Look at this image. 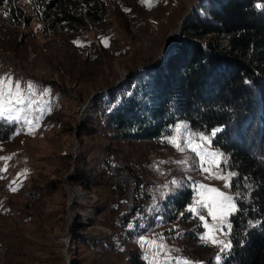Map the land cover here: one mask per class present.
<instances>
[{
  "label": "rangeland",
  "instance_id": "374dc122",
  "mask_svg": "<svg viewBox=\"0 0 264 264\" xmlns=\"http://www.w3.org/2000/svg\"><path fill=\"white\" fill-rule=\"evenodd\" d=\"M104 1L107 16L78 29L39 19L29 0L4 1L0 7V79L19 83L25 103L18 107L32 121L29 126L23 118L0 119L9 126L7 138L0 139V264H72L73 259L81 264H149L159 249L150 246L146 253L142 238L162 243L175 260L219 264L227 250L220 249L229 244L230 211L222 221L214 220L209 210L218 218L222 213L213 207L215 194L208 189L235 205L227 153L204 142L203 150L217 158L207 160L208 171H203L194 152L177 151L166 140L178 124L184 129L181 143L193 134L210 140L216 127L204 130L180 118L155 137L127 139L106 126L101 110L107 92L121 87L131 70L148 68L170 50L181 34L180 26L164 52L178 19L190 6L186 16L199 11L201 0H153L150 6L141 0ZM11 4L30 16L27 24L7 15ZM114 160L134 179L133 197L119 195L111 182ZM70 166L68 174L83 171L81 183L63 177ZM66 184L83 197L67 205ZM184 186L191 188L189 200L178 215L167 218L164 198ZM133 201L138 205L125 216L122 211L130 210ZM77 216L84 222L79 224ZM206 231L221 244L205 243L201 236ZM159 264H165L164 252Z\"/></svg>",
  "mask_w": 264,
  "mask_h": 264
},
{
  "label": "trees",
  "instance_id": "16d2710c",
  "mask_svg": "<svg viewBox=\"0 0 264 264\" xmlns=\"http://www.w3.org/2000/svg\"><path fill=\"white\" fill-rule=\"evenodd\" d=\"M4 1L10 0H0V7ZM29 1L36 17L70 29L108 13L104 0ZM197 7L162 58L107 92L104 123L127 139L155 137L180 118L204 130L220 129L210 142L227 153L233 169L235 210L228 214L231 247L219 264H264V0H201ZM7 15L16 23L30 19L13 4ZM8 129L0 121V139L7 138ZM83 176L75 170L67 180L81 183ZM190 196L189 186L168 193L163 213L178 215ZM137 205L133 201L130 210L121 211L127 216ZM72 264L81 263L73 259Z\"/></svg>",
  "mask_w": 264,
  "mask_h": 264
},
{
  "label": "snow or ice",
  "instance_id": "6c2138e0",
  "mask_svg": "<svg viewBox=\"0 0 264 264\" xmlns=\"http://www.w3.org/2000/svg\"><path fill=\"white\" fill-rule=\"evenodd\" d=\"M141 2L145 6H150L153 3V0H141ZM257 7H261V5H257ZM29 89H31V85L28 86ZM25 103V100L21 94V89L19 86V83H17L15 86H13L11 80L4 81L0 79V119L6 120L8 122H19L23 118V122L27 125H31L32 121L27 118V116L22 117V113L24 112V109L19 108V105H23ZM29 102V106H30ZM184 131L183 127L181 125H176L174 129V135L172 137L166 138L167 142L170 143L173 147L177 149V151L184 152L186 149L194 152L196 156L200 158L201 161V169L203 171H208L207 168L204 167V164L209 159H216L217 153L214 152H208L203 150L202 144L204 142H210L209 137L203 136L202 134H193L192 136H186L183 140V143L180 141L181 133ZM220 131V129H215L212 132V136L216 134V132ZM198 138L201 143L197 144L196 140L193 138ZM4 159H10V158H4ZM178 163H186V161H180ZM218 179L222 177H216ZM173 184H176V181H172ZM227 186V185H226ZM203 187V186H201ZM208 191L214 193V197L212 198V205L214 208H218L221 210V217H216L212 210H209V215L213 216V219H220L222 221L223 219V213L228 211H234L235 206L231 201V198L224 196L223 193L219 192L216 189H208ZM207 207V205H205ZM189 211L193 214L197 213L196 208H189ZM200 220L204 221V217L200 216ZM204 227L207 229V224H204ZM212 232H215V229L211 230ZM201 239L205 241V243H212L214 245H219L221 242L217 240L214 236L209 235V232L206 231L203 236H201ZM141 248L147 253L149 252L150 246H155L159 249L158 252L152 253L153 259L149 262V264H159V253L164 252L165 254V264H168L169 261L174 260V264H187L186 261H180L175 260V258L168 256V253L166 251L165 245L162 243H157L156 241H148L145 239H141L139 241ZM230 244H223L221 247V252L225 251L226 249L230 248ZM145 259H148L147 256H145ZM217 260H219V256H217Z\"/></svg>",
  "mask_w": 264,
  "mask_h": 264
},
{
  "label": "bare ground",
  "instance_id": "6f19581e",
  "mask_svg": "<svg viewBox=\"0 0 264 264\" xmlns=\"http://www.w3.org/2000/svg\"><path fill=\"white\" fill-rule=\"evenodd\" d=\"M176 29H177V27H176ZM176 29L170 34V36H169V39H171L170 40V42H172V38L175 36V32H176ZM77 146V145H76ZM75 146V147H76ZM119 166V165H118ZM121 172L123 173V175L124 176H127L128 178H129V180H128V184H127V188L126 189H124L123 191H122V193L124 192L127 196H129V197H133V193H134V185H135V182H134V179L133 178H131L130 176H128V174L125 172V171H123V170H121ZM67 185V184H66ZM71 186H69V185H67L66 186V189H67V191H68V193H69V198H68V201H67V205H69L72 201H74L77 197H83V194L79 191V190H77V189H73V188H70ZM66 227H67V229H68V220H67V223H66ZM64 241L65 242H67V237L65 236V238H64ZM1 250L2 249H0V254H1Z\"/></svg>",
  "mask_w": 264,
  "mask_h": 264
},
{
  "label": "built area",
  "instance_id": "2783aa9c",
  "mask_svg": "<svg viewBox=\"0 0 264 264\" xmlns=\"http://www.w3.org/2000/svg\"><path fill=\"white\" fill-rule=\"evenodd\" d=\"M109 172L111 174V182L114 183L118 191L117 193L122 195V191L127 188L129 178L123 175L120 166L117 164V160H114V166L109 169Z\"/></svg>",
  "mask_w": 264,
  "mask_h": 264
},
{
  "label": "water",
  "instance_id": "95a60500",
  "mask_svg": "<svg viewBox=\"0 0 264 264\" xmlns=\"http://www.w3.org/2000/svg\"><path fill=\"white\" fill-rule=\"evenodd\" d=\"M196 0H194L195 2ZM193 2V3H194ZM191 7V6H190ZM190 7L188 9V11L190 10ZM188 11H186L177 21V29H176V34L178 33L179 29H180V23L183 21V19L185 18V16L188 14ZM176 34L175 36L172 38L174 39L176 37ZM171 39L168 38L166 44H165V47H164V52L165 51H168V49L170 48V45H171V42H170ZM134 70H131L130 72H133ZM87 100L81 105L80 109L86 104ZM77 124V122L75 123V125ZM77 145L76 141L74 142V145H73V148H75V146ZM73 153H74V150H73ZM73 166H70V168L64 173L63 177L65 178V176L72 170ZM63 183H65V179H63ZM68 242V240H67ZM67 242L64 243V250H65V246L67 244Z\"/></svg>",
  "mask_w": 264,
  "mask_h": 264
}]
</instances>
